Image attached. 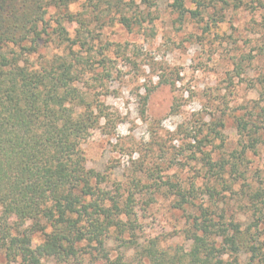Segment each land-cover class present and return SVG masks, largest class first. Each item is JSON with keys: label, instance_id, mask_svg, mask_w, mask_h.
<instances>
[{"label": "rangeland", "instance_id": "obj_1", "mask_svg": "<svg viewBox=\"0 0 264 264\" xmlns=\"http://www.w3.org/2000/svg\"><path fill=\"white\" fill-rule=\"evenodd\" d=\"M152 1L142 27L91 28L93 53L107 43L122 46L104 51L113 60L105 81L87 84L119 120L113 130L93 131L81 148L86 167L106 176L102 188L121 200L134 194L135 201V230L118 237L113 228L106 253L134 262L153 239L189 250L187 217L205 211L210 237L238 226L261 247L260 254L241 253V263L264 264V200L254 197L264 192V0H204L199 15L182 18L174 0ZM185 5L196 10L192 0ZM55 53L44 44L39 60ZM179 186L190 191L180 209ZM8 223L17 229L15 218ZM42 238L35 235L34 244ZM93 247L84 245L80 258L64 264H106ZM0 264L21 260L9 262L0 250Z\"/></svg>", "mask_w": 264, "mask_h": 264}, {"label": "trees", "instance_id": "obj_2", "mask_svg": "<svg viewBox=\"0 0 264 264\" xmlns=\"http://www.w3.org/2000/svg\"><path fill=\"white\" fill-rule=\"evenodd\" d=\"M192 3L196 10L189 11L186 0H174L172 7L181 18L199 15L204 0ZM154 6L152 0H0V250L9 262L69 263L82 256L84 245L94 246L106 264H242L241 253H261L238 226L210 237L205 211L187 217L189 250L164 248L153 239L134 262L111 261L106 253L113 228L118 237L135 230V201L134 194L121 200L102 188L106 176L86 167L81 148L93 131L113 130L119 120L87 87L111 74L113 60L104 51L115 46L107 43L93 53L91 28L142 27ZM44 44L59 53L40 61ZM121 49L116 45L114 52ZM96 55L101 72L95 71ZM238 128L248 129L244 119ZM189 192L178 187L176 208H183ZM254 197L263 201L264 192ZM38 234L42 241L34 244Z\"/></svg>", "mask_w": 264, "mask_h": 264}]
</instances>
